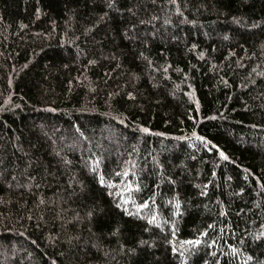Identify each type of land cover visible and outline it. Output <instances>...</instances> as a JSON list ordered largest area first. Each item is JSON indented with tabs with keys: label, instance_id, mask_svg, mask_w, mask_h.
<instances>
[{
	"label": "trees",
	"instance_id": "1",
	"mask_svg": "<svg viewBox=\"0 0 264 264\" xmlns=\"http://www.w3.org/2000/svg\"><path fill=\"white\" fill-rule=\"evenodd\" d=\"M0 264H264V0H0Z\"/></svg>",
	"mask_w": 264,
	"mask_h": 264
}]
</instances>
